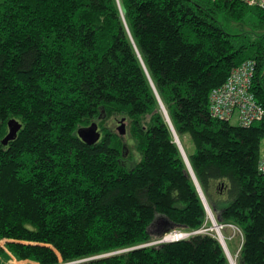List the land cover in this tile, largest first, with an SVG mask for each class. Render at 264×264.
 Returning <instances> with one entry per match:
<instances>
[{
  "label": "trees",
  "instance_id": "16d2710c",
  "mask_svg": "<svg viewBox=\"0 0 264 264\" xmlns=\"http://www.w3.org/2000/svg\"><path fill=\"white\" fill-rule=\"evenodd\" d=\"M247 60L264 108V8L241 0L0 1V240L39 264H230L212 232L194 233L207 211L160 98L209 206L242 232L237 264H264V119L232 125L210 108ZM11 119L22 128L4 145ZM93 123L89 144L79 130ZM156 225L193 234L134 248L161 240Z\"/></svg>",
  "mask_w": 264,
  "mask_h": 264
},
{
  "label": "built area",
  "instance_id": "2783aa9c",
  "mask_svg": "<svg viewBox=\"0 0 264 264\" xmlns=\"http://www.w3.org/2000/svg\"><path fill=\"white\" fill-rule=\"evenodd\" d=\"M241 1L248 6L264 8V0ZM255 65L253 60L245 61L231 73L223 85L212 91L210 108L214 117L230 121L238 111L240 125L246 127L264 119V108L252 91ZM258 168L264 173V155L259 160ZM225 226L223 224L221 229Z\"/></svg>",
  "mask_w": 264,
  "mask_h": 264
},
{
  "label": "rangeland",
  "instance_id": "374dc122",
  "mask_svg": "<svg viewBox=\"0 0 264 264\" xmlns=\"http://www.w3.org/2000/svg\"><path fill=\"white\" fill-rule=\"evenodd\" d=\"M0 1H2V0H0ZM219 19L222 22L223 26L230 33H248L251 29V27H249V25H248L249 20H247V19H244L241 21H236V20L232 19L231 17H228L225 14H221ZM230 123L232 125H240V119H239V112L238 111L235 112L233 118L230 120ZM109 126L114 128L119 133H120V127L124 126L123 127V129L125 131L124 142H126V147H127L124 159L127 162L128 159L133 157V159L131 161L127 162V166L128 167H134L136 165V163H138L141 160L142 155L136 151V148L134 147V141H132L133 139L130 137V135H128L126 133V131H128V125L126 124V122L124 120H122V118H119L118 121L115 123L113 121L109 122ZM184 146L188 150H190L192 148V143L184 142ZM261 151L264 152V139L261 142ZM227 204L228 203L224 204L222 207H224V206L226 207ZM212 213H213L215 219L217 220V222L220 223L218 217L216 216L215 211H213ZM212 226L213 225H212L211 218L207 214L206 227H204L203 229H201L197 232H194V233L212 232L216 236V230L214 228H212ZM163 229H164L163 225H158V226L156 225V226H153L151 228V233L153 236H155V238H157L156 236L159 235V233L162 232ZM221 231L224 235L225 243L229 249V252L238 261L240 248H241L242 242H243L241 230L235 225H226L225 228L221 229ZM177 233L178 234L179 233H186V234H188V236L193 234V233L183 232L180 230H177L176 234ZM172 234H175V233L173 232V233H171V235ZM188 236H186V237H188ZM153 242H155V241H153ZM153 242H151L149 245H153L154 244Z\"/></svg>",
  "mask_w": 264,
  "mask_h": 264
},
{
  "label": "water",
  "instance_id": "95a60500",
  "mask_svg": "<svg viewBox=\"0 0 264 264\" xmlns=\"http://www.w3.org/2000/svg\"><path fill=\"white\" fill-rule=\"evenodd\" d=\"M153 86H154V85H153ZM154 89H155V87H154ZM155 92H156V94H157L156 89H155ZM157 96H158V94H157ZM158 98H159V96H158ZM159 101H160L161 110H162V112H163V114H164V116H165V118H166V121L168 122V124H169V126H170V128H171V130H172L173 138H174V142L178 145V147H179V149H180V151H181V153H182V156H183V158L185 159V161H186V163H187V166H188V168H189V171H190V173H191V176L193 177V180H194V182H195V185H196V187H197V190H198V192H199V194H200V196H201V198H202V201H203V203H204V206H205V208H206L207 214H208L209 217L211 218L212 225H213L212 228H214V229L216 230V236H217V238L219 239L220 243L222 244V246H223V248H224V250H225V252H226L227 258H228V260H229V262H230V255H231V254H230V252H229V249H228V247H227L225 241L221 238V234H220V231H219V230L221 229V226H222L223 224L218 223L216 219H215V220H216V221H215V220L211 217L210 212L212 211V209H211V207L209 206V204H208V202H207V200H206V198H205V196H204V193H203V191H202V189H201V187H200V184H199V182H198V180H197V178H196V176H195V173H194V171H193V169H192V167H191V165H190V162H189L188 156L186 155L185 151L183 150L182 146H181L180 143H179V140H178V137H177V133H176L174 127H173V124H172L170 118H169L168 112H167V110H166V108H165V106H164V104H163V102L161 101L160 98H159ZM8 126H9V132H8V134L5 136V138L2 139V143H3L4 145H7V144L9 143L10 140H13V139L17 136L19 130L22 128V124H21L18 120H16V119H11V120H9V122H8ZM123 127H124V126H121V127H120V134H122V135L125 133ZM79 136H80L85 142H87V143H89V144H93V143H96L97 141H99V139H100V137H101V134H100V132L98 131V126H97V124H96V123H93V124L90 125L89 127L81 128V129L79 130ZM212 212H213V211H212ZM166 223L170 224V222H169L168 220H166ZM172 232H173V231H172ZM175 232H177V230H175ZM170 233H171V232H169L168 229L164 228V229L162 230V233H161V236H162L161 240L155 241V242H153V243H154V244H158V243H163V242H167V241H177V240L183 239V238H185L186 236H188V234H186V233H181V234H180V237H178V238H175V239H173V240H166L165 238H166L167 234H170ZM185 235H186V236H185ZM149 244H150V243H149ZM149 244H145V245L138 246V247H134V248L145 247V246H147V245H149ZM134 248H132V249H134Z\"/></svg>",
  "mask_w": 264,
  "mask_h": 264
},
{
  "label": "crops",
  "instance_id": "0c3cea01",
  "mask_svg": "<svg viewBox=\"0 0 264 264\" xmlns=\"http://www.w3.org/2000/svg\"><path fill=\"white\" fill-rule=\"evenodd\" d=\"M261 154L263 156L264 152L261 151ZM6 242L7 240H0V264H39L29 259L20 260L16 258L14 254L7 248Z\"/></svg>",
  "mask_w": 264,
  "mask_h": 264
},
{
  "label": "bare ground",
  "instance_id": "6f19581e",
  "mask_svg": "<svg viewBox=\"0 0 264 264\" xmlns=\"http://www.w3.org/2000/svg\"><path fill=\"white\" fill-rule=\"evenodd\" d=\"M177 137H178V140H179V143H180V145L182 146V148H183V150L185 151V149H184V146H183V143L181 142V139L179 138V136L177 135ZM186 153V152H185ZM187 155V154H186ZM210 214H211V217L215 220V217H214V215H213V213H212V211L210 212ZM216 221V220H215ZM220 231V234H221V238L225 241V239H224V235H223V233H222V231H221V229L219 230ZM170 235V236H169ZM178 237H180V233L178 234H172L171 235V233L170 234H167V236H166V240H173V239H175V238H178ZM231 254V253H230ZM230 264H237V260L232 256V255H230Z\"/></svg>",
  "mask_w": 264,
  "mask_h": 264
}]
</instances>
